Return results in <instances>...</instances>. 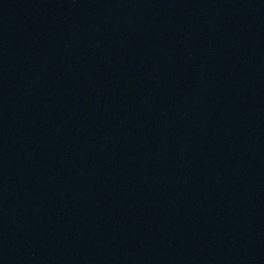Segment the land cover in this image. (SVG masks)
<instances>
[{"label": "water", "instance_id": "1", "mask_svg": "<svg viewBox=\"0 0 264 264\" xmlns=\"http://www.w3.org/2000/svg\"><path fill=\"white\" fill-rule=\"evenodd\" d=\"M0 264H264V0H0Z\"/></svg>", "mask_w": 264, "mask_h": 264}]
</instances>
